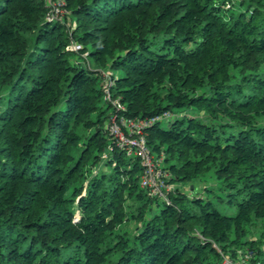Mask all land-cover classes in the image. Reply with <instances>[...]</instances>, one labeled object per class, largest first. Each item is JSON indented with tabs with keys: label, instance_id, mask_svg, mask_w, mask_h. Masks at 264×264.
Masks as SVG:
<instances>
[{
	"label": "trees",
	"instance_id": "16d2710c",
	"mask_svg": "<svg viewBox=\"0 0 264 264\" xmlns=\"http://www.w3.org/2000/svg\"><path fill=\"white\" fill-rule=\"evenodd\" d=\"M45 1L0 0V87L10 90L0 119V264H222L216 245L236 259L250 247L251 264H264V242L248 239L264 220V2L62 0L79 23L72 36L44 23ZM73 40L113 71L124 112L106 108L100 78L71 62ZM181 111L143 129L162 179L190 185L214 170L223 196H149L140 160L107 128L114 112L152 122ZM216 198L238 214L224 216Z\"/></svg>",
	"mask_w": 264,
	"mask_h": 264
},
{
	"label": "rangeland",
	"instance_id": "374dc122",
	"mask_svg": "<svg viewBox=\"0 0 264 264\" xmlns=\"http://www.w3.org/2000/svg\"><path fill=\"white\" fill-rule=\"evenodd\" d=\"M264 2V0H262ZM233 4L236 5H240V0H233L232 1ZM66 6V1H62V0H46L44 2V7H45V18H44V23L46 24H50V22H55V23H59L62 24L66 27L67 32H69L70 35H74L76 33V31L78 30L79 27V23L77 22V20L73 17L72 13L65 8ZM227 7L230 6L226 5ZM253 9V8H252ZM263 13H264V3L261 6V8ZM68 10V11H67ZM73 44H78L81 45L79 42L73 40L72 43L70 44V46L68 47V51L73 54L70 57V60L72 63H76V64H81L83 66H85L88 71H91L93 73L96 74V76H98L100 78L99 82H98V86L103 90L104 96H103V102L104 106L107 108H109V105L112 106L115 109L114 106V101L113 100H109L108 98H106V91L108 90V87H110L109 85L111 84V81L113 80L115 74L113 73L112 70L106 69L105 67L102 66H98L97 64H95V62L93 61V59L89 58L88 53L80 51H74L73 50ZM261 71H264V67L262 68ZM9 89L8 88H2L0 87V119L2 118L6 108H7V97L9 94ZM116 110V109H115ZM105 112V110H102ZM108 111V109H107ZM101 112V111H100ZM118 112V111H116ZM111 110L108 111L107 114H110ZM192 115H194L196 118L198 117L199 119L205 120L207 119V117L199 112H193L191 113ZM118 114L116 115V113L114 112L112 114V121L110 124H108L107 128L110 131V127L117 121L119 122L118 119ZM186 116V112L181 111V113H171V114H167L165 115L164 118H162L161 122L163 123V125L165 126L169 120H171L172 117H177V118H181V117H185ZM116 122V123H117ZM1 123V122H0ZM115 123V124H116ZM110 125V126H109ZM82 134H84V132H82ZM154 158L158 160L157 156L154 155ZM108 159V154L105 153L103 154V157L101 159V161L99 162V164L97 166H95L92 170V176L90 178H92L94 175H97L100 171L103 170V168L105 167L104 164ZM214 174V170H211L207 173H205L204 175L199 176L198 179H195L190 185L186 184L184 186L182 185H175V184H169L170 186V190L168 191H164L162 195L157 194L154 191H149L148 190V195L149 196H153V197H160L162 199L165 198H169V192L174 191V189L176 188H180L183 189V191L185 190L187 192V194L191 197H195V196H199L201 194H203V192L207 191V190H213V192L215 193V195L212 198H215L216 196H223L222 193L216 192V191H220L219 189V185L221 184L216 177L213 176ZM90 178L88 179V181L90 180ZM88 185V183L86 184V186ZM184 187V188H183ZM194 189H196L197 191L194 194ZM86 191L83 192V195H85ZM213 203L215 204V206H218V208L221 210L222 214L224 216L227 217H235L238 214V210L239 208H237L236 206H230L229 204H227V199H225L224 202L218 201V199L216 198L215 200H213ZM136 209V208H135ZM134 209V210H135ZM82 218V215L80 214V211H76V216H75V221L79 222ZM135 225L133 223H127L123 226H121V228H119L121 230L124 231H130L129 229L134 227ZM138 227V224H137ZM135 229V228H134ZM199 227H196L193 229V236L196 237L200 242L201 240L203 241L204 238L202 235H200L199 233ZM248 239L254 241V242H260L261 240L264 242V220H258L256 222L253 223L252 226H250V233L248 235ZM264 247V246H263ZM215 249H219L221 257H222V264H233L234 261H236V258H233L230 254H226L221 248H219V246H215ZM221 249V250H220ZM240 251V250H239ZM251 248H246V255H243V252H238L241 256H243V258H240L241 261H246L247 264H251L250 260L252 259V256H249V254L251 253ZM251 257V258H250ZM250 259V260H249ZM232 262V263H231ZM250 262V263H249Z\"/></svg>",
	"mask_w": 264,
	"mask_h": 264
},
{
	"label": "built area",
	"instance_id": "2783aa9c",
	"mask_svg": "<svg viewBox=\"0 0 264 264\" xmlns=\"http://www.w3.org/2000/svg\"><path fill=\"white\" fill-rule=\"evenodd\" d=\"M73 50L80 52L83 48L81 45L73 44ZM109 86L105 95L106 98L112 100V81ZM114 102L116 111L124 112L126 110L120 101L115 100ZM117 120H119V122L116 121L117 123L115 122L116 124L114 123L110 127V134L114 137L117 146H120V148L126 151L128 157H137L140 160L145 170L144 176L142 177L143 188L154 191L160 195H162L164 191L170 190V186H167L162 179L163 176L166 175L162 170V161L154 158L151 149L148 148L146 135L143 132L146 126H149V124H152L154 121H161L162 119H156L152 122H142L136 119L127 120L121 117ZM164 200L167 203L169 202V198H165ZM240 258H243V256L239 254V258L236 259L233 264H247L244 259L241 261Z\"/></svg>",
	"mask_w": 264,
	"mask_h": 264
},
{
	"label": "bare ground",
	"instance_id": "6f19581e",
	"mask_svg": "<svg viewBox=\"0 0 264 264\" xmlns=\"http://www.w3.org/2000/svg\"><path fill=\"white\" fill-rule=\"evenodd\" d=\"M68 11V10H67Z\"/></svg>",
	"mask_w": 264,
	"mask_h": 264
}]
</instances>
